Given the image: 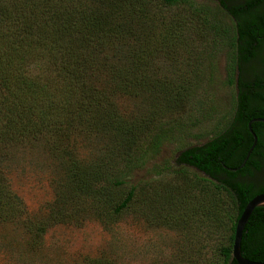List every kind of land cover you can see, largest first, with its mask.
I'll return each instance as SVG.
<instances>
[{"label": "rangeland", "instance_id": "1", "mask_svg": "<svg viewBox=\"0 0 264 264\" xmlns=\"http://www.w3.org/2000/svg\"><path fill=\"white\" fill-rule=\"evenodd\" d=\"M130 2L97 4L110 23L129 31L118 39L120 52L109 45L98 58L108 61L106 72L132 67L159 47L149 79L189 82L193 92L184 106L165 112L152 105L148 94H108L106 103L125 124L162 121L130 160L123 189L131 185L135 195L119 215L102 200L80 194L70 176L73 163L85 170L120 154L121 139L100 125L101 119L1 150L2 180L25 213L18 220L0 217V264H223L234 205L224 192H213L206 176L178 164L176 156L204 144L233 118V53L224 36L230 23L213 0H177L169 6L160 0ZM30 70L43 72L40 64ZM110 79L95 76L106 92ZM158 133L164 138L155 148L152 138ZM57 213L62 218L52 221ZM40 222L49 226L32 247Z\"/></svg>", "mask_w": 264, "mask_h": 264}, {"label": "trees", "instance_id": "2", "mask_svg": "<svg viewBox=\"0 0 264 264\" xmlns=\"http://www.w3.org/2000/svg\"><path fill=\"white\" fill-rule=\"evenodd\" d=\"M113 1L120 6L131 4L130 0ZM160 1L168 6L177 2ZM97 4L100 5V0H0V154L6 148L34 142L42 136L51 139L73 125L93 124L94 120L101 119L100 125H105L121 139L118 144L120 154L113 159H101L85 170L73 163L70 176L80 194L102 200L112 214L119 215L130 207L135 195L131 185L126 187L127 190L123 189L127 185L125 176L131 170L130 160L141 147L140 141L150 130L161 127L162 121L145 119L125 124L106 103L108 94L134 98L148 94L152 105L165 112L184 106L193 92V85L184 81L163 83L149 79V65L159 47L136 59L138 62H132V67L106 72L108 61L98 58L109 45L120 52L118 39L129 31L110 23ZM218 7L230 23L224 36L233 53L229 63L232 77L229 84L235 88L234 104L238 101L240 105L239 127L235 122L232 125L231 120L226 129L204 144L181 150L176 162L197 170L209 179L205 182L213 187L215 194L224 192L230 198L235 214L231 219L229 245L223 251V264H236L231 257L234 230L248 201L249 189L242 185L232 187L219 176L225 173V142L240 143L248 137L251 144L253 139L248 132V122L253 117L264 118L262 109L252 113L245 109L253 95H264V53L260 59L255 51L257 46L264 45V37L247 31L246 35H237V30L252 29L254 22L245 21L243 27L240 23L234 25L227 17L231 13L230 5L220 2ZM254 8L255 5H249L248 17L253 15ZM242 13L244 11H240L237 18ZM132 57L135 56L132 54ZM32 64H40L43 72L33 75ZM100 75L113 77L108 92L95 80V76ZM251 128L259 137L257 125L252 124ZM161 136L164 138L163 133L152 138L155 148L161 143ZM24 213L22 202L2 180L0 172V217L18 220ZM61 218L62 215L57 213L52 221ZM47 224L40 222L37 228L35 226L36 230L31 225L35 232L32 247L39 244ZM241 254L248 260L264 263V208L252 212L242 235Z\"/></svg>", "mask_w": 264, "mask_h": 264}, {"label": "flooded vegetation", "instance_id": "3", "mask_svg": "<svg viewBox=\"0 0 264 264\" xmlns=\"http://www.w3.org/2000/svg\"><path fill=\"white\" fill-rule=\"evenodd\" d=\"M213 1L216 2L217 5H219L220 2H224L225 4L227 3L230 5L231 13H229L230 17L229 16L227 17L230 19V21H232V24L236 25L240 23V25H242L243 27L245 21L250 20L254 22L252 24L253 26L252 29L242 28L241 30H237V35L238 34L246 35L245 31H247L249 33H254L257 36L264 37V25H263L264 0H213ZM249 5H255V8L253 9L255 11L252 13L253 14L252 16L250 15L248 17ZM240 11H244V13H242V15L239 16V18H237ZM255 51L259 53L257 58L261 59V55L262 53H264V45L257 46ZM255 62L258 63L259 61L257 60ZM253 96L251 101L249 103L247 102V106L245 109H247L251 113L253 111L258 112L261 109L264 110V95L258 94ZM237 103L238 101H235L232 125L233 122L237 123L238 110L240 109V105ZM251 120H255L252 124H256L257 128L260 131V136L257 137V143L255 147L253 148L252 152L250 153L244 165L241 167L252 143L250 144L248 137L245 141H241L240 143L225 142V145L227 147L226 150H224L225 162L223 164L224 165L223 170L225 173L220 174L219 176V178L227 182L232 187H237V186L239 187L241 185L247 187L249 189L248 201L251 200L256 195L264 194V122L257 121V120H264V118L261 116H257V117H253ZM236 125L239 127V123H237ZM227 173H230L233 176H228Z\"/></svg>", "mask_w": 264, "mask_h": 264}, {"label": "water", "instance_id": "4", "mask_svg": "<svg viewBox=\"0 0 264 264\" xmlns=\"http://www.w3.org/2000/svg\"><path fill=\"white\" fill-rule=\"evenodd\" d=\"M254 121L255 120H250L247 125L248 132L251 135L253 141H252V145L250 146L241 167L244 165V163L248 159L250 153L252 152L253 148L255 147L257 143V136L255 135V133L253 132L251 128V124ZM257 121L264 122V120H257ZM256 208H264V194L256 195L251 200H249L236 221L234 236H233V243H232V251H231V257L235 261L236 264H264L262 262L248 260L244 258L241 254V240H242L244 228L252 212Z\"/></svg>", "mask_w": 264, "mask_h": 264}]
</instances>
